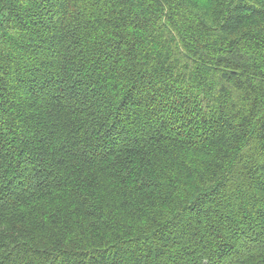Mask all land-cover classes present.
Masks as SVG:
<instances>
[{
    "label": "trees",
    "instance_id": "trees-1",
    "mask_svg": "<svg viewBox=\"0 0 264 264\" xmlns=\"http://www.w3.org/2000/svg\"><path fill=\"white\" fill-rule=\"evenodd\" d=\"M0 264H264V0H0Z\"/></svg>",
    "mask_w": 264,
    "mask_h": 264
}]
</instances>
